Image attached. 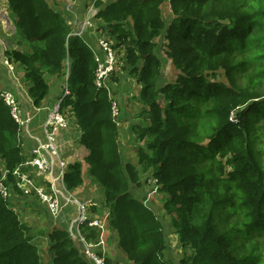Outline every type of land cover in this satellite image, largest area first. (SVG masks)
I'll use <instances>...</instances> for the list:
<instances>
[{"label":"trees","instance_id":"trees-1","mask_svg":"<svg viewBox=\"0 0 264 264\" xmlns=\"http://www.w3.org/2000/svg\"><path fill=\"white\" fill-rule=\"evenodd\" d=\"M96 1L98 8L102 1ZM110 2L98 9V28L115 40L114 48L124 50L130 72L143 84L140 99L149 108L147 125H133L144 143L139 163L168 196L164 213L182 250L176 264H264V247L237 257L236 241L247 245L264 233V162L256 157L264 150L257 144L261 136L256 126L264 118V98L252 84L240 87L235 78L247 64L244 52L249 45L260 54L252 61L260 64L252 80L261 81L264 33L259 41L252 33L264 24V0ZM165 3L173 16L168 24L160 7ZM6 4L16 34L35 44L31 53L5 51L9 63L23 67L33 105L41 107L50 93L46 74L67 73L69 94L62 99L61 113H67L69 126L80 132L76 142L88 151L87 177L99 185L109 209L107 239L116 238L113 245L134 264H172L164 254L163 223L131 190L139 186L138 173L123 162L112 119L114 101L107 85H95L92 49L82 37L71 35V25L51 0ZM156 38L163 39L160 47L174 69V80L162 86ZM219 75L227 83L217 80ZM232 115L236 121L230 120ZM181 119L196 123L183 124ZM20 136L0 97V169L9 171V196L0 193V264H45L31 228L15 212L20 200L34 197L25 196L11 175L25 161ZM83 179L80 162L67 166L64 183L69 192ZM97 204L90 203L93 212ZM81 233L93 242L100 236L88 225ZM46 239L49 264H88L65 230L52 228ZM122 260L105 258V263L125 264Z\"/></svg>","mask_w":264,"mask_h":264},{"label":"rangeland","instance_id":"rangeland-1","mask_svg":"<svg viewBox=\"0 0 264 264\" xmlns=\"http://www.w3.org/2000/svg\"><path fill=\"white\" fill-rule=\"evenodd\" d=\"M117 1V0H113ZM96 0H93L90 2L89 7L87 8L86 15L90 11L91 13V27L90 29L83 33L82 39L86 42V44L92 49V52H98L100 53L101 46H100V39L102 38H108V34L103 32V29H99L98 27L100 24L96 23L97 20V14L99 8H104L106 5L111 4L110 0H104L101 2L100 6L97 8ZM55 8L59 10L65 17L67 12V0H55L54 2ZM162 11L163 20L166 24L170 22V20L173 18L170 12L169 4L165 3L160 6ZM86 15L84 18L79 19L80 23L83 22L86 18ZM11 16H8V8L6 4V0H0V70L6 75L7 71L11 74L10 76L14 75L17 71V69H20L24 72V69L20 65H15L12 63H9V60L5 57V51L6 50H24L27 53L32 52V48L35 45L32 40H26L22 39L16 34V31L13 26V21L10 19ZM67 19V18H66ZM94 20V22H93ZM101 22H105L103 19ZM76 23L74 25L71 24L72 33L76 30V27H80L79 24ZM259 28L254 30L252 33V36L256 38L258 41L260 40V37L264 33V24H259ZM93 29V31H92ZM71 33V34H72ZM111 40V39H110ZM113 44V50L115 52L116 56V62L117 65L115 66L114 70L111 72V74L106 79L105 85H107V91L109 93V98L112 99L115 103L116 108V116H113L114 119L117 122H114L117 127V141L120 145L121 155L123 162L125 164L131 165L134 170L138 173L139 178V186L138 188L134 185L131 187V190L136 194L135 196H138L140 199H142L149 207H151L156 215L158 216L159 220L164 225V235H165V242H166V249L164 251V254H167L171 257V260L174 264H176L181 259L182 250L181 246L178 243V237L173 230V228L170 225V217L165 215L164 209H163V203L164 200L168 197L164 194H162L159 190L160 186L157 183V180H155L153 177H150V173H143L142 164L139 163V150L144 149V143L141 138L136 134L134 131V126L136 125H147L145 121L146 112L148 111V106L145 105L141 99L140 94L142 93V86L143 84L138 81L139 75L132 74L131 67L127 64L125 59V52L124 50H119L114 48L115 40H111ZM154 42L159 45V47L156 49V55L160 59V61L163 64L162 67V74L163 77L160 81L161 86L165 84V82L173 81L174 80V69L172 67V64L170 63V60L166 57V54L163 52V49L160 47L163 43V39L156 38ZM245 57L247 64L244 65V69L240 70L239 72L235 73V78L237 79V83L240 87H246L248 84H252L255 89L258 91V93L263 94L264 98V72L262 73L260 79V82H255L252 80L253 74L259 70L260 64L254 63V59L258 55H260L258 52L253 51L249 45L245 48ZM102 53H104L102 51ZM94 56V55H93ZM138 73V71H137ZM16 78H18V74L16 73L14 75ZM220 82H226V79L224 75H219ZM67 79V73L66 75L62 77L52 76V75H45V80L49 84L50 92L51 93H58L60 92V95L58 96V99L56 101H59L61 103L62 100H59L61 97L66 96L69 94V90L65 88V80ZM17 82V79L14 80ZM66 91V93L63 95V93ZM17 98V96H15ZM48 96L45 98L47 100ZM55 101V102H56ZM53 107V106H52ZM50 108V107H49ZM264 112V109H263ZM67 120L68 115L65 114ZM251 120H254V114L250 117ZM42 123L45 120V114H43L42 117ZM230 120L236 121V118L234 115L231 116ZM181 122L183 124L191 123L195 124L196 120H186L181 119ZM208 123V122H207ZM257 127L259 128V135L261 136L260 139H257V144H260V142L264 145V118L258 119L256 123ZM134 125V126H133ZM207 126V124L205 125ZM32 127V126H31ZM67 132H69L70 136L67 137V139L73 138L71 134H74L75 142L72 141V148H70L68 145L66 146V152L65 157L71 156L72 158H69L71 162L70 164L80 162L83 167V184L78 187L73 192L74 196L81 200L83 196H85L86 191H88L91 196L88 201L90 203L94 204L98 201L102 206L103 205V197L99 189V185H94L90 178L87 177V170L88 165L85 163V158L88 155V151L84 150L82 147H80L81 144H78L76 141L78 140V136L80 135V132L77 131L75 128L70 127L68 124V127L66 128ZM65 129V130H66ZM41 142L45 141V138L42 134V138L40 139ZM83 146V145H81ZM86 149V148H85ZM260 151V150H259ZM256 157L259 161L264 162V150H262L259 153H256ZM68 158V157H67ZM86 199V197H85ZM30 201L25 202L20 200L15 205V212L18 214L19 219L28 225L31 228V233L34 235V241L39 247V252L41 255V259L45 264H49V260L47 257L48 254V244L46 239V234L51 231L52 228H58L53 223V218L48 216V213L44 209V207L37 201L35 197H31L29 199ZM97 207L99 205L97 204ZM94 210V216L102 217L105 214H103V210L99 211ZM73 208L65 212V215L60 217L63 218L61 222H59V227L62 230L68 231L69 223L71 219L76 217L75 213L72 212ZM97 211V212H95ZM107 234V231L105 232V235ZM254 240L248 242L247 245H243L246 241H243L239 239L236 241V246L240 248V253L237 255V257H240L241 254L248 253L252 249H260L264 247V233L259 235H254ZM116 241V238L114 240H111V242ZM240 245H243L240 247ZM261 250V249H260ZM106 253H109V256H113L114 258L121 259L123 258L126 260L125 264H134L133 262H130L126 259V256L123 255L122 251L116 248L115 245H108L106 248ZM107 256V255H106ZM172 263V264H173ZM123 264V263H122Z\"/></svg>","mask_w":264,"mask_h":264},{"label":"built area","instance_id":"built-area-1","mask_svg":"<svg viewBox=\"0 0 264 264\" xmlns=\"http://www.w3.org/2000/svg\"><path fill=\"white\" fill-rule=\"evenodd\" d=\"M91 13H87L86 18L76 27L72 36H82L91 27ZM94 22V20H93ZM93 31V29H92ZM101 51L94 52V59L97 64L95 73V85L97 88H106L105 81L117 65L115 52L112 41L108 38L99 40ZM102 51L104 53H102ZM107 89V88H106ZM66 91L63 93V95ZM0 97L4 105L9 109L10 115L20 134L29 136V126L31 116L26 114L19 104V101L12 92L1 91ZM64 97V96H63ZM61 97L59 100H62ZM62 102V101H61ZM53 106V107H52ZM50 108L38 109V112L45 114V120L42 125V134L44 142L38 141L33 148L30 157L22 164L18 165L11 171V175L16 180V187L23 192L25 196H34L37 201L44 207L48 216L53 218V224L59 227L60 218L68 211L69 206L74 205L76 217L72 218L69 223L68 231L72 241L80 248L81 256L88 264H106V219L108 214L99 217L94 216L90 209V201H81L77 199L72 192H69L64 183V175L68 166L67 162L60 156L56 139L57 135L68 127V120L61 113V103L56 101ZM115 103L112 105V119L117 122L113 116H116ZM9 173L6 169H0V193L3 196H9V187L6 184V176ZM42 177L44 181L40 182L37 178ZM73 207V206H72ZM88 225L96 228L100 236L96 242L88 240L81 233V227ZM60 228V227H59ZM108 233V231H107Z\"/></svg>","mask_w":264,"mask_h":264},{"label":"crops","instance_id":"crops-1","mask_svg":"<svg viewBox=\"0 0 264 264\" xmlns=\"http://www.w3.org/2000/svg\"><path fill=\"white\" fill-rule=\"evenodd\" d=\"M91 1L93 0H67L69 4H67V7H66L68 8L67 9L68 15L66 14V18L70 25L80 23L79 19L85 17L87 8L89 7ZM101 1L103 2L104 0H101ZM51 2L54 4L55 0H51ZM95 22L98 24L100 23L99 20H96ZM16 73L18 74V78L14 76ZM16 73L12 75L11 77L10 76L11 74L8 71L5 75L0 70V90L12 92L15 96H17V100L19 101V104L22 106L24 112L28 114L29 116H31L32 118L30 126H29V131H30L29 136L25 133H23L24 136L23 135L20 136L22 139V143H23L22 154L25 157V160H27L30 157V154L33 148L37 145L38 141H41L40 139L42 138V125H43L42 117L44 113L38 112V109L49 108L50 106H52L55 103V101L58 99L60 92L58 93L50 92L47 100L46 99L44 100L42 106L35 107L27 94V86H26V82L24 81V72L20 69H17ZM16 79H17V82L14 81ZM74 134L75 133L71 134L73 138L67 139V137L70 136V134L69 132H67V129H66V130L61 131L57 135V139H56L57 141L56 144H57L60 156L62 157L63 160L67 162L68 165L70 164L69 162H71L69 158H72V157L71 156H67L68 158L65 157L66 146L68 145L70 148H72V145H71L72 141L75 142ZM80 147L86 150L84 146L80 145ZM37 180L40 182L44 181V179H42V177H39V176ZM84 193H85V196H83V198L81 199L89 200L91 194L88 191ZM97 202H98L99 207H96V210L100 208L99 211L103 210L104 212L103 214L107 213L108 208L107 207L102 208V206L99 203L100 202L99 199ZM71 208L75 210L74 205L69 206V210ZM108 234L109 233H107V236ZM106 242H107L106 248L108 245H111V246L113 245L111 240L107 239V237H106ZM106 255H107L106 258H110L111 260H113V262L115 261L113 253H112V256H109V253L108 254L106 253Z\"/></svg>","mask_w":264,"mask_h":264},{"label":"bare ground","instance_id":"bare-ground-1","mask_svg":"<svg viewBox=\"0 0 264 264\" xmlns=\"http://www.w3.org/2000/svg\"><path fill=\"white\" fill-rule=\"evenodd\" d=\"M59 228V227H58Z\"/></svg>","mask_w":264,"mask_h":264}]
</instances>
